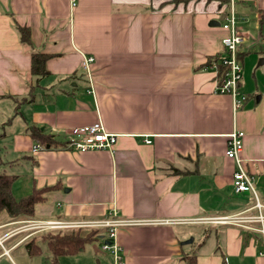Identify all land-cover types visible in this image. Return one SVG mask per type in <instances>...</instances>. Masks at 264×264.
Returning <instances> with one entry per match:
<instances>
[{"label":"crops","instance_id":"obj_1","mask_svg":"<svg viewBox=\"0 0 264 264\" xmlns=\"http://www.w3.org/2000/svg\"><path fill=\"white\" fill-rule=\"evenodd\" d=\"M230 4L243 35L240 107L215 91L207 62L226 34L209 22ZM34 51L47 55L43 74L31 72ZM260 57L264 0H0V172L16 176L15 198L41 196L29 217L0 210V264H48L24 247L41 232L31 220L100 219L132 221L114 228L120 264H264L259 222L204 220L257 213L251 192L233 188V130L244 133L241 166L264 204ZM96 120L116 135L112 150H33L31 127L66 142L70 128ZM98 229L99 240L58 263L115 264L100 248L110 227Z\"/></svg>","mask_w":264,"mask_h":264},{"label":"built area","instance_id":"obj_2","mask_svg":"<svg viewBox=\"0 0 264 264\" xmlns=\"http://www.w3.org/2000/svg\"><path fill=\"white\" fill-rule=\"evenodd\" d=\"M71 4L75 5V0H71ZM221 28L226 34L221 38V44L223 46L224 54L221 57V63L226 66V69L221 73L220 77H216V89L215 91L220 94H229L232 97V102L235 107H240L243 104L245 96L238 89V84L242 77V63L238 57L239 46L243 41V35L238 29L235 13L232 4L229 6L228 12L225 17L220 21ZM93 61V57H84L81 62L82 68L85 71H89L90 63ZM211 66L215 70L217 75V64L211 62ZM88 92H92V88ZM244 133L240 130H233L228 135L227 147L225 150V156L233 159L236 165V169L232 175V184L236 192L249 191L254 196V207L257 210L255 215H243L234 214L230 216H220L214 218H206L205 221L220 222V223H232L237 225H243L244 221H256L260 223L259 231L264 236V204L258 201L256 191L253 186V177L241 166L242 159L239 153L242 150ZM116 141V135L107 132L102 123L96 120L93 123L81 126H75L70 128L66 144L63 148L76 151H88V150H112V146ZM44 148L36 144L33 150ZM131 220H92V221H59V220H31L29 227L41 231L45 230H61L68 228L87 227V228H99L110 227L108 231V241L101 244L102 250H108L115 261V264H120L119 247L116 245L114 239V228L119 225H129ZM1 243V242H0Z\"/></svg>","mask_w":264,"mask_h":264},{"label":"trees","instance_id":"obj_3","mask_svg":"<svg viewBox=\"0 0 264 264\" xmlns=\"http://www.w3.org/2000/svg\"><path fill=\"white\" fill-rule=\"evenodd\" d=\"M177 1V0H175ZM21 41L30 44L28 30L26 27L18 26ZM224 51L210 56L207 62L217 64V75L219 78L226 66L221 63ZM238 57L241 59L240 52ZM47 55L40 52L31 53V72L43 74L46 72L44 62ZM30 133L40 145L48 144L63 148L65 142H54L49 135L43 134L39 129L31 127ZM1 164V159H0ZM16 176L0 172V210H5L12 218L29 217L34 213V205L41 200L40 191L34 190L27 196L15 198L12 193V184ZM102 232L98 228L84 229L83 227L68 228L61 230H45L37 235L31 236L24 243L29 255L44 254L49 259L48 264H59L58 257L65 254H74L81 251L86 244L96 242L100 239ZM188 264H196L194 256L187 257Z\"/></svg>","mask_w":264,"mask_h":264},{"label":"water","instance_id":"obj_4","mask_svg":"<svg viewBox=\"0 0 264 264\" xmlns=\"http://www.w3.org/2000/svg\"><path fill=\"white\" fill-rule=\"evenodd\" d=\"M222 18H224V15L222 16V17H220L219 19H216V20H211L210 22H209V24L210 25H212V26H218V25H220V21H221V19ZM258 64H264V57H260L259 58V60H258ZM192 239L191 238H189L187 241H185V242H190Z\"/></svg>","mask_w":264,"mask_h":264}]
</instances>
